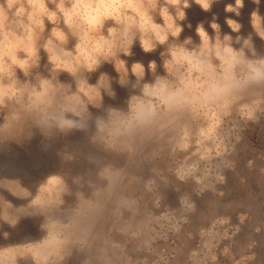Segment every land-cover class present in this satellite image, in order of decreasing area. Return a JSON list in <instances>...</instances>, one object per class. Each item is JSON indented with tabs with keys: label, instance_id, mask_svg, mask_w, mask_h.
Listing matches in <instances>:
<instances>
[{
	"label": "rangeland",
	"instance_id": "rangeland-1",
	"mask_svg": "<svg viewBox=\"0 0 264 264\" xmlns=\"http://www.w3.org/2000/svg\"><path fill=\"white\" fill-rule=\"evenodd\" d=\"M234 2L218 0L208 12L192 3L180 22V41L191 37L198 43L195 29L201 22L213 35L214 16L221 33L235 37L225 23L232 18L242 25L239 35L251 36L257 53L264 55V40L257 35L264 36V0L259 5L244 0L239 16L224 10ZM139 7L114 0H17L0 14V160L13 161L0 167V248L8 245L0 250V264L35 259L47 264L73 249L70 260L76 261L87 230L95 226L93 211L105 207L112 184L122 193L127 181L136 178L138 194L146 185L157 188L158 178L167 183L183 177L202 187L223 180L225 168L236 186L231 213L202 228L200 247L189 264H249L252 259L249 250L229 253L226 240L233 245L247 218L253 219L255 232L264 229V85L206 95L209 83L222 76L219 67L203 74L177 71L166 53L161 57L163 46L145 54L137 43L131 58L121 57L129 67L133 61L147 66L155 60L157 74L165 75L164 59L168 69L167 86L144 94L142 82L128 83L123 62L113 51L122 38L121 25L130 19L127 10ZM257 9L254 29L251 14ZM101 60L109 63L88 71ZM152 79L150 73L145 77ZM249 108L256 110L254 121L245 118ZM64 110L82 114L85 129L65 134L36 128L38 119ZM98 119L106 124L103 132L97 131ZM33 155L40 165L15 164ZM47 180L50 184L43 188ZM87 196L93 200L90 212L83 214L80 198ZM32 213L41 222L38 238L35 233L2 234L10 225L26 227ZM182 219L170 214L161 222L179 225Z\"/></svg>",
	"mask_w": 264,
	"mask_h": 264
},
{
	"label": "flooded vegetation",
	"instance_id": "flooded-vegetation-1",
	"mask_svg": "<svg viewBox=\"0 0 264 264\" xmlns=\"http://www.w3.org/2000/svg\"><path fill=\"white\" fill-rule=\"evenodd\" d=\"M243 154L245 158L247 152ZM153 163L150 161L149 165ZM223 172V180L204 183L202 187L194 178L180 177L167 183L158 178L157 188L146 185L144 193L138 194L136 178L127 181L122 193L112 184L105 207L98 210L94 228L97 236L91 243L94 246L79 252L74 264H189L200 247L202 228H209L231 213V192L236 186L230 168ZM121 202L126 206L122 210ZM170 214L183 215V222L179 225L161 222V218ZM206 215L205 219L201 218ZM232 219L238 221L239 216ZM205 221L209 223L202 225ZM254 229L253 219L247 218L235 234L233 245L226 240L228 252L249 250L253 253L249 264H264V229L259 232Z\"/></svg>",
	"mask_w": 264,
	"mask_h": 264
},
{
	"label": "clouds",
	"instance_id": "clouds-1",
	"mask_svg": "<svg viewBox=\"0 0 264 264\" xmlns=\"http://www.w3.org/2000/svg\"><path fill=\"white\" fill-rule=\"evenodd\" d=\"M114 2L132 3L140 6L139 10L133 8L127 10L130 19L121 25L122 38L121 41L113 44V51L123 62L128 74V83L142 82L144 94L167 86L165 77L168 74V69L164 59L165 75L157 74L158 65L155 60H150L147 66L141 61H133L129 67L128 61L121 57L131 58L134 55L133 47L137 43L145 54L155 52L158 47L163 46L165 50L161 53V57L163 58L162 54L166 53L167 61L177 71L183 69L188 73L199 72L203 74L213 72L219 67L222 70V76L219 80L209 83L206 95L238 91L253 85H264V55L257 53L251 36L239 35L242 25L237 20L232 18L225 20L231 32L237 33L235 37L228 33L222 34L221 27L214 16L210 22L213 35L209 34L204 23L201 22L195 29L196 36L199 38L198 43L194 42L191 37L180 41V36L184 31L180 22L186 20L185 10L190 8L192 3H195L203 11L208 12L218 0H114ZM16 3L17 0H0V14L6 11L9 6H15ZM253 3L259 5L260 0H253ZM243 7L244 0H235L234 4H226L224 10L226 13H234L239 16ZM256 16H259L258 9L251 14L252 24ZM158 19L160 22H157ZM188 27L190 28L191 25L189 24ZM253 28L255 29L254 24ZM257 35L261 40H264V36L259 33ZM235 45H239V47ZM104 63H109V61L101 60L97 68L88 71L95 72ZM237 69H240L241 75H237ZM149 73L153 77L150 82L145 80ZM130 77H135V80H131ZM120 84L128 87V84ZM110 96H115L112 90ZM82 117V114L64 110L51 118L38 119L36 128L40 129L42 133H44V129H47L67 134L73 130L85 129L86 124L82 122ZM245 118L256 120V110L249 108ZM101 124L104 127H101ZM105 128L104 121L98 119L97 131L103 132ZM10 226L14 227L15 225Z\"/></svg>",
	"mask_w": 264,
	"mask_h": 264
},
{
	"label": "crops",
	"instance_id": "crops-1",
	"mask_svg": "<svg viewBox=\"0 0 264 264\" xmlns=\"http://www.w3.org/2000/svg\"><path fill=\"white\" fill-rule=\"evenodd\" d=\"M12 184L15 185L16 183H12ZM41 184L43 185L42 187L44 188L46 185H49L50 182H49V180H47L46 182H43ZM80 200H82L84 202V204L82 205L81 209H79L80 210V213H83L84 214L85 211L86 212L87 211L90 212V210H88L89 209L88 208L89 207L88 203H89L90 200H93V198L90 199V197L87 196L86 198L85 197H81ZM94 200H96L95 203L96 202L97 203L99 202L97 198H94ZM33 211H35V209ZM93 213H94V217H95V226H93V229H91L90 231L87 230V235L85 236V239H87V243L85 245H83L81 248L78 249L79 252H82L83 249L89 251L94 246V244H91V243L94 242L93 241L94 240V237L97 236V230L94 229V228L96 227V222H97V218H98V209L96 208L93 211ZM28 221L29 222H28V225L26 227H23V226H25L24 223L22 224V227L23 228H21V225L19 224L16 227H12V229H4V231L2 232V234H4L5 232H11V233H16V234L21 233L22 235L23 234H30V233L31 234L33 233L34 234L35 233L36 234L35 236H37L36 238H38L39 237V232H40V226H41L40 220H38L37 218H35L34 213H32L31 215L28 216ZM16 242H18V241H16ZM4 246L7 247L8 245H4ZM4 246L2 248H0V250L3 249V248H5ZM1 251H3V250H1ZM69 252H70V254H67V256L66 257H63L61 260L57 261L55 259H52L47 264H74L75 261H74V259H73V261H71L70 260V256L72 255L73 252H75V250L73 249V250H70ZM30 261H31L30 264L31 263L32 264H45L44 262H41L40 260H37V259H35V261H33V260H30Z\"/></svg>",
	"mask_w": 264,
	"mask_h": 264
},
{
	"label": "water",
	"instance_id": "water-1",
	"mask_svg": "<svg viewBox=\"0 0 264 264\" xmlns=\"http://www.w3.org/2000/svg\"><path fill=\"white\" fill-rule=\"evenodd\" d=\"M7 161V162H6ZM10 162V163H9ZM11 162H13V161H9V160H5V159H2V160H0V167H2V164H5V163H9V164H11ZM18 162V163H17ZM40 161H37V160H35V157H34V155L33 156H29V158H28V160H24V161H15V164H19V166H28V167H33V166H37V165H40ZM12 165V164H11ZM12 168H14V167H12ZM16 169L17 170H19V168H17L16 167ZM21 169V168H20Z\"/></svg>",
	"mask_w": 264,
	"mask_h": 264
}]
</instances>
